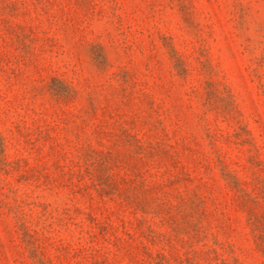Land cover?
I'll list each match as a JSON object with an SVG mask.
<instances>
[{"label": "rangeland", "instance_id": "374dc122", "mask_svg": "<svg viewBox=\"0 0 264 264\" xmlns=\"http://www.w3.org/2000/svg\"><path fill=\"white\" fill-rule=\"evenodd\" d=\"M0 264H264V0H0Z\"/></svg>", "mask_w": 264, "mask_h": 264}]
</instances>
